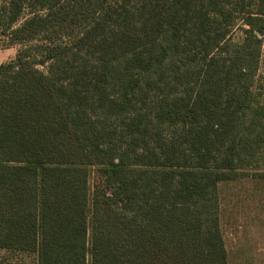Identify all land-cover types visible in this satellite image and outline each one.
Wrapping results in <instances>:
<instances>
[{
	"label": "trees",
	"instance_id": "1",
	"mask_svg": "<svg viewBox=\"0 0 264 264\" xmlns=\"http://www.w3.org/2000/svg\"><path fill=\"white\" fill-rule=\"evenodd\" d=\"M0 38V250L229 264L219 185L264 177V0H0Z\"/></svg>",
	"mask_w": 264,
	"mask_h": 264
},
{
	"label": "rangeland",
	"instance_id": "2",
	"mask_svg": "<svg viewBox=\"0 0 264 264\" xmlns=\"http://www.w3.org/2000/svg\"><path fill=\"white\" fill-rule=\"evenodd\" d=\"M239 36L235 30L234 37ZM18 48L19 45H6L0 38V63L11 60ZM258 74L264 83V47ZM95 182L93 174L90 184ZM219 189L220 223L229 264H264V177L224 182ZM0 264H35V257L0 250Z\"/></svg>",
	"mask_w": 264,
	"mask_h": 264
},
{
	"label": "crops",
	"instance_id": "3",
	"mask_svg": "<svg viewBox=\"0 0 264 264\" xmlns=\"http://www.w3.org/2000/svg\"><path fill=\"white\" fill-rule=\"evenodd\" d=\"M221 184V183H220ZM220 190V189H219Z\"/></svg>",
	"mask_w": 264,
	"mask_h": 264
}]
</instances>
